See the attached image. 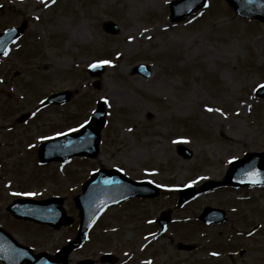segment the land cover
<instances>
[{
    "label": "rangeland",
    "instance_id": "1",
    "mask_svg": "<svg viewBox=\"0 0 264 264\" xmlns=\"http://www.w3.org/2000/svg\"><path fill=\"white\" fill-rule=\"evenodd\" d=\"M170 1L0 0V29L27 22L17 57L4 59L10 74L23 72L14 92L0 66V226L34 252L53 254L73 238L74 195L91 171L116 167L159 184L160 195L106 210L68 264H264V187L229 186L176 205L179 187L221 179L234 159L264 152V98L254 94L264 85V25L238 18L223 0L171 23ZM105 60L104 72L89 76V65ZM139 63L150 65L148 78L131 74ZM62 89L71 101L37 107ZM97 99L107 109L98 156L41 165L37 144L86 121ZM28 110V121L16 123ZM177 143L192 155H178ZM53 195L65 197L71 225L54 229L5 211L15 197ZM205 206L223 209L227 221L202 223ZM168 208L162 232L154 218Z\"/></svg>",
    "mask_w": 264,
    "mask_h": 264
},
{
    "label": "water",
    "instance_id": "2",
    "mask_svg": "<svg viewBox=\"0 0 264 264\" xmlns=\"http://www.w3.org/2000/svg\"><path fill=\"white\" fill-rule=\"evenodd\" d=\"M225 1L237 15L246 18H256L264 23V0ZM204 2L205 0H174L170 3L171 20L184 19L202 7ZM104 27L110 32H117V26L113 22H106ZM22 29L23 26L11 28L0 33V54L6 50L8 44L19 35ZM133 71L139 72L143 76L150 74L148 66L145 65L136 66ZM89 72L91 75H96L99 70L93 67ZM256 93L264 96V88L258 89ZM60 98L61 94L54 96V98H48L46 103L51 100L58 102ZM103 122L104 109L101 103L94 111L89 122L80 131L41 144L39 149L40 158L47 161L66 159L73 154L95 156L99 140L98 126H101ZM92 123L98 126L91 128ZM177 151L184 157L191 156V151L183 146H179ZM262 183H264V152L249 153L230 164L223 182H206L201 189L206 190L222 184ZM146 185L145 182H137L127 178L116 169L101 168L97 170L84 183L82 193L74 197L80 221L76 237L73 240L64 245L55 255H49L46 252L35 254L29 247L19 243L8 231L0 227V260L4 264H66L68 253L85 240L89 228L106 206L135 194L153 196L157 193L155 187L147 186L146 188ZM185 190L183 189L181 192L179 204L190 194H186ZM62 202L63 199L58 197L44 200L21 198L15 200L7 209L14 217L46 223L57 228L61 224H69L72 220L71 216L66 215ZM213 213H219V217L214 216ZM200 217L205 221H218L222 217V211L207 207ZM165 220H167V217L160 221L165 222ZM80 264H89V262L86 261Z\"/></svg>",
    "mask_w": 264,
    "mask_h": 264
},
{
    "label": "flooded vegetation",
    "instance_id": "3",
    "mask_svg": "<svg viewBox=\"0 0 264 264\" xmlns=\"http://www.w3.org/2000/svg\"><path fill=\"white\" fill-rule=\"evenodd\" d=\"M18 25H20V23L19 24H10L8 26L1 28L0 31H3L9 27L18 26ZM21 38H22V36L16 38V40H14V42L9 45L7 51L0 58V66L3 68L2 74L4 75V77H2V81L7 80L8 83H11V82L13 83V85L9 89L12 92H14V88L17 89V88H19V86H21V83L19 82V80L15 81V79L19 78V75H21L23 72L15 71L13 74H10L7 69H4L6 67L5 64H7L10 59H7V60H4V59L9 58L10 56H11V58L17 57L15 52L17 51V48L21 44ZM7 82H5V83H7ZM135 199H137V198H135Z\"/></svg>",
    "mask_w": 264,
    "mask_h": 264
},
{
    "label": "snow or ice",
    "instance_id": "4",
    "mask_svg": "<svg viewBox=\"0 0 264 264\" xmlns=\"http://www.w3.org/2000/svg\"><path fill=\"white\" fill-rule=\"evenodd\" d=\"M131 39V38H130ZM111 63V61H107V60H105V61H100L99 62V64H110ZM99 64H92V65H89V67H98L99 66ZM258 87H261V88H264V85H258ZM209 111H212V109H209ZM217 111H218V109H217ZM234 159V158H233ZM29 195H31V194H29ZM213 255H217L216 253H213Z\"/></svg>",
    "mask_w": 264,
    "mask_h": 264
}]
</instances>
